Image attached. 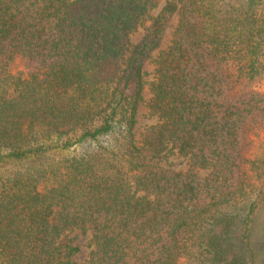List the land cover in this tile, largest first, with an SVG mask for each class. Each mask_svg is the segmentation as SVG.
<instances>
[{"label":"trees","instance_id":"trees-1","mask_svg":"<svg viewBox=\"0 0 264 264\" xmlns=\"http://www.w3.org/2000/svg\"><path fill=\"white\" fill-rule=\"evenodd\" d=\"M176 14L140 146L145 65ZM259 86L264 0H0V171L20 167L0 176V264H77L75 230L84 264H256ZM167 150L188 168L155 163Z\"/></svg>","mask_w":264,"mask_h":264},{"label":"rangeland","instance_id":"rangeland-1","mask_svg":"<svg viewBox=\"0 0 264 264\" xmlns=\"http://www.w3.org/2000/svg\"><path fill=\"white\" fill-rule=\"evenodd\" d=\"M165 5V2H161L156 9V13L161 10V8ZM180 16L176 14L174 19L171 20L170 24L167 27L165 36L163 41H161L162 45L159 50H157L152 58L146 63L145 71L147 75L145 80L147 82L144 90V101L139 106L138 113V125L136 127L137 141L140 146L141 141L143 139V135L148 129L149 126L155 124L157 122V118L151 115L149 112V105L151 102V92H150V84L154 81V72L156 69V61L159 58V55L166 51L173 39L174 32L179 24ZM145 35V30L141 29L136 34H134L130 40L131 47L137 44L143 36ZM18 69H21V64L18 65ZM258 89L261 91L264 90L263 87L259 86ZM250 148L247 154L248 159H263L264 160V132L260 129L254 130L250 134ZM66 153L58 155H53V157L64 156ZM158 165L169 168L174 171H184L189 166V157L179 154L178 150H167L162 156H159L154 160ZM18 165H9L6 166L3 170L0 171V176H6L7 174H11L13 170L19 169ZM207 174V172H203ZM250 241L253 246V249L256 254V264H262L264 262V203H262L255 211L252 216L251 224H250ZM92 231L83 232L82 230H75L74 232H69L63 237V242H68L74 246L79 248V252L75 254L74 261L77 264H84L90 257L91 249H93L92 245Z\"/></svg>","mask_w":264,"mask_h":264}]
</instances>
